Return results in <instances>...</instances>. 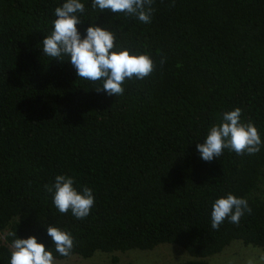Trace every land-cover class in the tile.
<instances>
[{
  "label": "trees",
  "instance_id": "1",
  "mask_svg": "<svg viewBox=\"0 0 264 264\" xmlns=\"http://www.w3.org/2000/svg\"><path fill=\"white\" fill-rule=\"evenodd\" d=\"M64 2L0 0V264H10L14 239L30 236L55 260L161 243L193 258L180 264H207L232 240L264 251V144L211 162L196 148L237 107L264 142V0H154L150 23L81 0L82 38L96 24L154 61L121 96L97 92L102 82L79 78L69 57L43 54ZM57 175L92 190L86 218L56 208L45 186ZM229 193L252 211L215 230L212 205ZM48 226L72 234L68 256Z\"/></svg>",
  "mask_w": 264,
  "mask_h": 264
},
{
  "label": "clouds",
  "instance_id": "2",
  "mask_svg": "<svg viewBox=\"0 0 264 264\" xmlns=\"http://www.w3.org/2000/svg\"><path fill=\"white\" fill-rule=\"evenodd\" d=\"M153 2L154 0H92V7L99 8L101 12L110 10L112 13H124L143 23H150L154 12ZM84 12L85 5L81 0H66L55 9L53 30L42 42L43 54L61 61L65 56L69 57L68 61L79 78L102 82V87L95 89L97 92L121 96L125 91V81L148 77L155 69L154 61L148 54H131L129 49L118 47L115 34L96 24H91L86 29V36L82 38L77 26L83 23L79 14ZM241 116L242 109L237 107L225 112L220 124L210 127L203 143L196 145L204 161L211 162L214 158H219L225 149L237 155L260 151L264 142L257 127L252 122H243ZM45 187L49 193H53V203L62 214L71 211L77 219H83L90 214L95 204L92 190L85 186L82 191H78L70 176L57 175L54 184ZM251 211L245 198L229 193L213 203L211 227L219 230L225 220L239 225L245 213L250 214ZM47 234L57 253L62 256L71 253L75 246L71 233L48 226ZM12 235L15 236L16 233ZM10 264H55V257L35 236L16 238L12 242Z\"/></svg>",
  "mask_w": 264,
  "mask_h": 264
},
{
  "label": "rangeland",
  "instance_id": "3",
  "mask_svg": "<svg viewBox=\"0 0 264 264\" xmlns=\"http://www.w3.org/2000/svg\"><path fill=\"white\" fill-rule=\"evenodd\" d=\"M10 248L12 250V247ZM112 256L115 257V263L111 262ZM192 259L179 246L161 243L146 250L132 249L111 254L95 251L88 258L70 255L55 260V264H180ZM204 260L207 264H264V251L258 247L244 245L238 240H232L218 253Z\"/></svg>",
  "mask_w": 264,
  "mask_h": 264
}]
</instances>
